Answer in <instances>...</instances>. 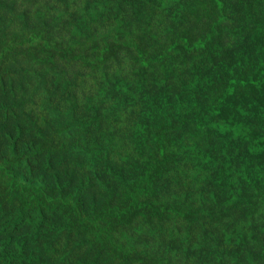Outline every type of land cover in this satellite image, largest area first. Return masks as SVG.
<instances>
[{
  "label": "trees",
  "instance_id": "1",
  "mask_svg": "<svg viewBox=\"0 0 264 264\" xmlns=\"http://www.w3.org/2000/svg\"><path fill=\"white\" fill-rule=\"evenodd\" d=\"M56 1L41 13L48 24L58 17L52 49L66 58L55 56V73L41 78L42 100L17 98L18 69L0 87V264H264V147L252 161L245 115L199 121L212 107L202 87L213 74L227 80L214 102L232 85L264 92V0H199L168 12L141 0L139 12L111 14L122 16L114 32L89 17L69 28L61 7L81 11L89 0ZM107 67L120 92H101ZM84 93L109 104L91 116ZM61 94L80 98L77 115ZM253 127L264 142V112Z\"/></svg>",
  "mask_w": 264,
  "mask_h": 264
},
{
  "label": "rangeland",
  "instance_id": "2",
  "mask_svg": "<svg viewBox=\"0 0 264 264\" xmlns=\"http://www.w3.org/2000/svg\"><path fill=\"white\" fill-rule=\"evenodd\" d=\"M58 1L60 3L63 2L66 5L65 0ZM140 1L141 0H100L93 5L89 0L85 9H81V11L74 10L72 4L70 10L64 9L62 7L60 10L62 12L71 13V17L69 18L70 22L67 23V26L69 28L82 27L86 18L89 17L94 20V22L105 20L104 25L106 26V29L114 32L115 30L123 27V25H120L122 22V16L119 14H111H113L114 12H130L131 8L134 6L136 8V12H139L142 9L138 6ZM46 2H53V0H0V87L1 85H4L5 88L8 87V82L11 81L6 72L10 70V74L14 75L18 73V69L19 74H21V78H19L18 76V78H15L14 80V84L16 87V96L24 104L33 102V96L37 99L42 100L43 95L40 88L46 85L41 86V78L43 77V80H45L47 77H50L55 73V68H52L50 66L52 60L58 57L59 62H64L66 58L65 55L52 49V47L57 48L59 44L57 43V41L60 40V37L57 33V26L59 24L56 23V19L58 17L50 18L49 24L44 23V21L46 20L41 12H48L47 9L44 8V4ZM194 2H199V0H153V8L156 9L155 6H160V8L165 12H168L170 10L184 11ZM56 3L57 6H59V3L57 1ZM100 12H107L106 14L108 15H100ZM113 16L116 19L113 18ZM48 19L49 18H47V20ZM52 20H54L55 23ZM26 24H28V27H24ZM62 30L70 38V41L73 45L78 46L80 44V38L72 31H69L68 29ZM58 31L62 34L59 29ZM249 33H251V30L249 31ZM247 39L248 37H246L244 41H247ZM134 41L141 45L144 43L142 39H134ZM146 45L147 44H145V46ZM114 52L115 51L113 50L112 53ZM201 52H199L197 56H200V54L201 56H203V52ZM67 56L70 58L74 57V51L71 50ZM147 57H149V55ZM42 61H46V70H44V67L41 63ZM208 62H211L212 66L214 67V61ZM114 70L115 67H107L106 73L102 74L100 78L102 80V82L100 83L102 87V93L103 89L105 88L108 90L112 88V91L115 90L117 92H120L119 85L121 83V79L119 77V73H113ZM243 70H245V66L243 67ZM96 71L105 72L103 67H96L95 69L91 68V72ZM147 71L154 72V70L149 68H147ZM142 73L143 72H141L139 75H141ZM191 73L195 76H205V68L200 72H196V70L193 69ZM27 75L31 76L32 79L29 80L27 78ZM253 79V76L251 77V80L250 76L240 79L241 86L245 87L247 84H249V81L247 80L252 81ZM226 81V79L219 77L215 78L214 80V74L211 78H205L204 83H209L204 85L201 84L203 85L202 90L208 92L209 96L204 101V104H211L212 107H210L211 109L207 110H203L204 107H200L197 110L195 117H197L199 112L203 110L204 118H201L202 120H199L200 123L205 124V122H207L212 127L214 119L218 118L219 116L218 113L224 112L226 116H228L229 114L228 117H231L234 120L237 119V116L240 119V115H245L244 118L247 119L245 127L246 135L249 138V141L247 142V154L249 155V157H251L252 161H257L260 157H263L261 156L263 155V153L260 148L264 147V142L262 140L253 139V126L257 122L260 115L264 112V92L258 93L260 95L256 96L257 94L252 93L254 92V90L240 92L237 91V88H234V85H232L228 88V92L223 99L219 101L221 97L220 94H217L215 99H217L218 101L214 102V96L211 97V94L214 95V87H216V91H219V88L225 86V84L227 83ZM20 83H23L22 90L19 89ZM252 89H254V84ZM123 92L125 93L126 90H124ZM13 93L14 90H11V95H8V101L14 104L15 93ZM2 98L3 97H0V99ZM59 100L60 103L64 105H68L67 103H65V101L67 100L74 101V109H76L75 114L77 115L79 108L78 103L80 101V98L73 95L71 96L61 94L59 95ZM81 100L84 105L82 109H84L86 113L90 112L91 116L98 109L104 108V106L109 104L104 99L92 100L91 98H89V93H84L83 98L81 97ZM220 102H222V106L218 109L217 107L214 109V104ZM58 107L59 106H56V109H58ZM67 110L71 111L72 108L68 105ZM214 114L218 115L210 117ZM84 119L87 123L91 122V126H93L95 119L91 120V117H84ZM78 121L80 123L79 126H82L81 124L85 123L84 121H80L79 118ZM227 122L230 123L229 119L227 120ZM238 136V138L241 140L240 130L238 131Z\"/></svg>",
  "mask_w": 264,
  "mask_h": 264
}]
</instances>
